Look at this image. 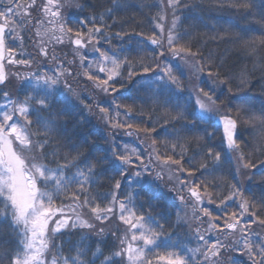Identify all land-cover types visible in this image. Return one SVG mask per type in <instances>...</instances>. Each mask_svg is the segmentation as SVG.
<instances>
[{
    "label": "snow or ice",
    "instance_id": "obj_1",
    "mask_svg": "<svg viewBox=\"0 0 264 264\" xmlns=\"http://www.w3.org/2000/svg\"><path fill=\"white\" fill-rule=\"evenodd\" d=\"M73 7L83 5L78 0H0V85L14 89L0 88V264H153L148 257L153 249L157 250L155 264H224L226 250L246 256L249 264H264V239L252 238L253 225L264 228V194L259 201L249 199L241 181L234 179L220 205L227 209L229 202L237 198L241 202L236 210L224 211L228 219L221 225L220 217L202 207L205 197L212 200L209 185L188 179L197 171L215 172L225 162L229 167L234 162L238 173L255 169L257 163L264 168V160H254L252 153L241 150L243 141L238 142L242 130L251 129L257 150L264 155V99L259 106L234 94L221 99L233 93L234 75L222 56L212 51L205 54L200 47L197 30L208 28L210 19L204 14L205 6L198 0H141L139 4L110 0L103 11L80 17L75 24L64 11ZM132 8L144 21L132 28L137 39L130 40L126 49L113 40L123 41L130 35L123 28L128 21L117 14ZM225 9L252 17L250 24L260 25V35H249L251 27L238 25V31L222 28L210 40L231 41L250 55L264 49V0H211L207 5L208 12ZM136 15L129 19L135 21ZM215 19L219 23L220 18ZM117 27L121 30L112 31ZM141 27L150 34L137 32ZM65 38L74 45L71 60L55 51L58 45L67 46ZM26 41L35 54L26 50ZM148 46L153 47V55L146 63L141 53ZM42 60L55 65L51 74L40 70ZM33 65L36 71L23 74L7 70ZM134 67L151 76L137 74ZM123 69H128L126 80ZM187 72L195 79L191 87L181 79ZM81 75L92 82L93 91L118 93L130 84L137 93H144L140 98L151 102L153 112L163 108L164 123L172 127L170 132L161 127L167 151L158 152L155 137L147 160L136 147L124 144L121 148L115 130L124 129L127 135L159 133L155 126L141 127L128 120L110 123L103 101L95 108L114 131L104 137L108 147L101 154L92 151L95 141L89 140L84 128V111L92 113L94 108L69 82ZM240 80L237 90L250 86L245 74ZM217 132L221 134L219 151L208 146ZM190 149L193 156L186 160ZM230 153L237 155L226 161ZM196 156L200 159L193 163ZM161 165L170 170V191L192 208L191 216L179 208L175 223L173 213L154 211L159 205L153 203L158 199L153 184L163 179L164 168L156 171ZM185 172L187 177L182 178ZM185 189L187 195L180 194ZM113 220L118 224L113 226ZM161 220L173 229L187 227L188 232L181 237L167 231ZM205 223L206 232L223 230L234 239L217 238L210 244L201 233ZM193 238L197 247L188 246Z\"/></svg>",
    "mask_w": 264,
    "mask_h": 264
},
{
    "label": "trees",
    "instance_id": "obj_2",
    "mask_svg": "<svg viewBox=\"0 0 264 264\" xmlns=\"http://www.w3.org/2000/svg\"><path fill=\"white\" fill-rule=\"evenodd\" d=\"M29 0H22V2H27ZM39 3V0H37ZM80 4L83 5L82 9L72 8L70 10V14L66 15L67 18L75 24L78 18L84 17V16H90L93 13L98 14L99 12L103 11L104 8L110 6V0H78ZM131 4H139L141 3V0H128ZM199 3L205 6V15L209 16V27L208 28H200L198 29L199 35V41H200V47L205 52V54L208 53V51H212L218 56H222L224 60H226V68H230L234 75V80L231 83V87L233 88V93L222 95V100H227L228 95H236L245 97L252 102H254L257 106H259L262 99H264V49L258 51L256 55H250L248 52H245L241 50L238 47H234L231 43V41H226L223 43L218 42H212L210 40V37L215 35L216 32L220 31L222 28H228L232 27L235 31H238L239 29L237 26H243V27H251L252 31L249 33V35H260L259 29L260 25L251 23L252 17H242L240 13L235 12L234 10L225 9L223 11H207V5L211 2V0H198ZM147 11V10H145ZM155 11V10H153ZM133 13H137L135 21L129 19ZM120 18L127 20L128 23L123 25V28L125 31H128L130 35L126 37L123 41H121L119 38H116L113 40L114 44H123V46L127 49L130 47L129 41L135 42L137 37H135L132 33V28L135 27V24L141 21H144V17L139 15L138 10L136 8H132L127 12H119L117 14ZM220 18L219 23H217V20L215 18ZM108 23H111L109 20ZM86 30V29H85ZM121 29L119 27L112 29V31H120ZM141 30L146 31L147 34H150V31L146 28H136V31L139 32ZM205 33H207L205 35ZM195 35V34H194ZM65 45H58L55 48L56 54L59 57L67 56L69 60L73 59L72 51L74 46L69 45L67 40L65 41ZM25 47L28 52H33L34 49L32 48L30 42H25ZM195 50V49H194ZM159 51L158 49L156 50ZM90 55V53H89ZM141 55L145 56V62H151V56L153 55V47L148 46L143 50ZM167 56V53L165 54ZM133 56H135V53H133ZM168 62L172 63L173 58L168 56ZM79 61L77 60V65ZM41 71H46L51 74V72L54 70L55 65L53 63H50L49 61L42 60L41 62ZM32 68H35V71L37 70L36 65H33ZM13 72H20L21 74L31 71V69L27 68H18L14 67ZM24 69V71H22ZM81 72L82 69H79ZM132 71H135L137 74L140 75H146L151 76V74H142L141 69L139 68H133ZM123 78L126 80L128 76V69L122 70ZM241 74H245L247 76V79L249 81V85L241 86L238 89V86L241 84ZM103 78V77H102ZM136 77H133V80H135ZM183 81V84L186 87H189V78L187 76V73L184 77L181 78ZM16 81L14 80V83ZM69 82L72 83V86L74 89H76L78 92L81 93L82 98L84 99L85 103L93 105L94 111L92 113H89L87 110L84 111V116L87 118V122L84 125V128L90 133L89 140L95 141V144L92 145L91 150L96 152L97 154H101L108 145L105 144L104 137L109 134L110 132L114 131L113 129L109 128L105 125L104 121L100 118V114L98 109L95 108V105L103 101V106L109 108V114L110 117V123H120L125 120H128V122L135 124H139L141 127L147 125V127L151 128L155 126L157 128V132L159 135L157 136L156 133H153L152 136H145L143 132L137 134L135 131L132 135H127L126 130L119 129L115 130V139L116 143L121 145V148L124 144H128V146L136 147L143 151L144 155L149 154L151 151V144H152V138L155 137L157 139V145L156 148L159 153L164 154L167 150L164 148L162 141L165 139L166 134L165 132L161 131V127L167 128V130L170 132L172 131V127L169 125H165L164 120L165 117V110L163 108L157 109L153 112V105L150 101H146V99H141L140 97L144 96L143 92L137 93L135 88L131 86L130 84H126V87L124 89H121L118 93H102L97 91H93L92 88V82L87 80V77L81 75L80 77H77L75 80L72 78H69ZM119 87V85H117ZM0 88H3L7 91H14L12 85H8L7 87L5 85H0ZM224 92L227 93V86L224 88ZM185 97H187L188 93H184ZM3 101L0 100V103ZM237 104L240 103V101H236ZM119 106V107H118ZM81 108H83V105H81ZM129 108L131 109V112L129 113ZM174 115V113H173ZM149 116H151V120H149ZM176 128H179L180 125H176ZM251 129L248 130H242V135H240L238 142L243 141L241 145V150L245 153H252L254 160H264V155L260 154V151L258 149V145L256 141L253 139V137L250 135ZM209 147H213L216 150H221V134L220 132H217V135L208 142ZM179 151V149H177ZM170 154V153H169ZM233 154L236 153H230L228 156L225 157V160L227 161L228 158H233ZM193 156V151L190 149L188 153L186 154V160L188 157ZM154 158V157H153ZM200 157L196 156L193 163L195 161L199 160ZM185 167H189L188 163H185ZM248 175H251L253 178L251 180H248L246 177ZM264 175V168L261 167L259 163H257V167L255 169H251L250 171L245 172V174L238 173L236 171V165L233 162L231 167H229L228 163L225 162L222 168L217 169L215 172H202L197 171L194 176L188 178L193 182H203L209 185L208 191L211 192L212 200L209 202L208 198L205 197L204 203L202 207H207L214 216L220 217V223L221 225L224 224L225 220L228 219V217L224 216V211L227 210L229 213L233 210H236L237 205L241 202L239 198L235 199L234 201H231L228 203L227 209L224 208V206L220 205V199L223 198L224 195H228V185L234 182V179H239L241 181L240 186L244 190L245 196L249 199L255 197L257 201H259V198L262 194H264V184L261 183V176ZM187 177V173L185 172L183 174V177ZM161 182V181H160ZM212 185H215V187H212ZM167 181L161 182L159 184L158 181H155L153 184L154 190L156 192V196L158 199L154 200L153 203H156L159 205L154 211L155 212H161L164 211L165 214L167 213H173L171 215V221L175 223L176 217L174 213L179 208H184V211L188 213L189 216H191L192 208L189 205L188 207H185L181 201L178 199V193L174 191H170L168 188ZM171 186V185H170ZM178 186V185H177ZM203 191V190H201ZM187 195V191L183 193ZM143 200V193H141V202ZM65 203H69V201L65 200ZM57 203L59 204L60 201L58 200ZM138 206V205H137ZM201 207V206H198ZM145 208H147V205H145ZM183 215V213H181ZM262 216H264V213H261ZM205 221L207 218H204ZM162 223H165V228L167 231H175L179 234V236L184 237L185 234L188 232L187 227L180 228V229H173L169 227L168 222L166 220H161ZM118 224V220H113V226ZM122 227V225H121ZM207 224H203L201 227V233L206 236V239L211 244L214 242L217 238L220 239L222 242H227L230 238L234 239V237H231V234L227 231H212L210 233L206 232ZM253 232L255 233L253 235V240L256 242H259L261 239H264V228L259 227L257 225H253ZM190 235V233H188ZM239 233H237V236ZM175 239V236L173 237ZM189 247H197V242L193 238L191 242L188 244ZM157 250L153 249L151 252L148 253L149 259L153 260V263H155L154 255ZM161 252H163V249H160ZM229 257H232L236 261L239 262V264H249L247 261V257L242 255L239 252H232V251H224L222 259L224 261V264H231V261L228 259ZM163 263V262H161Z\"/></svg>",
    "mask_w": 264,
    "mask_h": 264
},
{
    "label": "rangeland",
    "instance_id": "obj_3",
    "mask_svg": "<svg viewBox=\"0 0 264 264\" xmlns=\"http://www.w3.org/2000/svg\"><path fill=\"white\" fill-rule=\"evenodd\" d=\"M27 2L30 3V0L27 1ZM73 8H74V7H73ZM71 9H72V8H71ZM64 11H65V15H68V14L71 13L69 9H65ZM66 40H67V38H65V41H66ZM73 46H74V45H73ZM13 68H14V67H11V68H8L7 70L13 72V70H14ZM22 71H24V69H22ZM31 71H35V68H31ZM187 76H188V78H189V87H191L192 84L195 83V79H194L193 74H192L191 72H187ZM236 155H237V154H233V155H232L233 158H234ZM144 157H145V160H147L148 154L144 155ZM153 159L155 160V157H154ZM161 168H164V166L161 165L160 167L156 168V171H161ZM169 172H170L169 169L164 168V170H163V172H162L163 179H162V180H158L159 184H161V182L168 181V178H169ZM240 173L243 174V175L245 174V172H240ZM160 181H161V182H160ZM167 184L169 185V186H168L169 189H171V188L173 187V184H172V183H167ZM170 185H171V186H170ZM177 187H178V186H177ZM122 227H123V226H122ZM153 264H155V263H153ZM161 264H163V263H161Z\"/></svg>",
    "mask_w": 264,
    "mask_h": 264
}]
</instances>
